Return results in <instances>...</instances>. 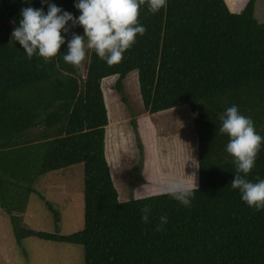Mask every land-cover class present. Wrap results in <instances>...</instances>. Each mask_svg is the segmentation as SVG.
<instances>
[{
  "label": "trees",
  "instance_id": "16d2710c",
  "mask_svg": "<svg viewBox=\"0 0 264 264\" xmlns=\"http://www.w3.org/2000/svg\"><path fill=\"white\" fill-rule=\"evenodd\" d=\"M53 2L79 15L74 0ZM256 3L247 0L240 11L226 0H166L154 14L142 7L144 35L113 65L91 50L85 73L82 64L62 59L67 42L47 61L29 59L0 22V201L17 236L82 244L85 264H264V210L248 207L231 188L235 166L225 151L228 137L218 132V114L236 104L264 137V23ZM26 4L0 0V17L18 26ZM133 71L151 114L190 107L199 178L190 207L162 194L120 199L106 154L110 120L102 82L117 75L115 88L129 102L124 80ZM79 163L83 228L60 234L20 226L38 177ZM248 178H264V141ZM146 204L148 222L141 220ZM163 214L168 222L156 230Z\"/></svg>",
  "mask_w": 264,
  "mask_h": 264
},
{
  "label": "rangeland",
  "instance_id": "374dc122",
  "mask_svg": "<svg viewBox=\"0 0 264 264\" xmlns=\"http://www.w3.org/2000/svg\"><path fill=\"white\" fill-rule=\"evenodd\" d=\"M239 11L247 0H226ZM255 16L264 23V0H257ZM3 30L11 36L15 26L0 17ZM9 27V28H7ZM91 49L81 62L86 72ZM118 76L102 82L109 111L106 154L120 199L156 194L158 175L188 176L198 184V138L189 105L151 114L142 100L137 71L124 80L129 102L115 88ZM136 120L138 131L133 127ZM138 137L144 146L141 155ZM36 191L19 216L27 229L71 234L84 226V166L74 164L48 171L35 182ZM0 264H85L82 244L44 239L35 235L18 237L10 214L0 201Z\"/></svg>",
  "mask_w": 264,
  "mask_h": 264
},
{
  "label": "clouds",
  "instance_id": "9594fccd",
  "mask_svg": "<svg viewBox=\"0 0 264 264\" xmlns=\"http://www.w3.org/2000/svg\"><path fill=\"white\" fill-rule=\"evenodd\" d=\"M40 3L41 7H33L31 0H27L26 6L20 8L18 26L13 28L11 39L19 42L29 59L35 55L44 61L54 57L67 42L62 59L78 67L88 49L94 50L108 65L120 62L125 51L135 43L137 34L142 36L146 31L138 19L140 9L146 7L149 13H157L166 5V0H74L79 15L62 9L53 0H40ZM43 5H47L46 11ZM76 26H82V34L72 31ZM218 119V132L227 135L225 151L235 166L231 188L238 190L240 199L248 207L264 210V178H248L264 137L256 131L252 118L243 114L236 104L226 107ZM190 175H158L152 181L159 186L156 194L168 195L190 207L198 187L195 178L188 179ZM140 211L141 220L148 222L151 207L146 204ZM167 222L168 216L160 215L156 230H161Z\"/></svg>",
  "mask_w": 264,
  "mask_h": 264
}]
</instances>
